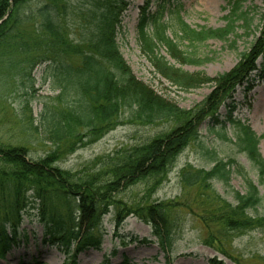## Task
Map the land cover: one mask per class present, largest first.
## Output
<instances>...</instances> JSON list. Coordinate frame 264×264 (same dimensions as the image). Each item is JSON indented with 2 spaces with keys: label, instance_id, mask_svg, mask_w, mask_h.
<instances>
[{
  "label": "trees",
  "instance_id": "1",
  "mask_svg": "<svg viewBox=\"0 0 264 264\" xmlns=\"http://www.w3.org/2000/svg\"><path fill=\"white\" fill-rule=\"evenodd\" d=\"M31 1L0 0V47L21 48L26 54L25 61L30 60L31 47L37 49L36 45H40L45 49L32 59L30 68L45 63L44 72L47 77L50 74L52 88L57 92L45 103L35 127L53 147L43 157L34 159L26 146L0 140V260L19 243L24 217L31 213L43 223L44 241L59 245L67 254L65 264H77V255L86 248L101 249L103 220L111 212L117 231L129 215H136L151 227L161 249L172 251L181 226L178 208L184 206L193 216H200L193 202L181 199L124 202L114 194L147 178L166 177L179 155L196 142L213 165L209 169L191 165L183 168L180 176L184 190L199 191L197 200L206 207L204 214L216 205L214 213L213 209L211 214L208 211V219L221 221L223 227L231 226L236 231L264 225L257 215L263 201L258 185L244 172L235 155L226 160L221 158L216 150L207 147L200 134L207 119H211L207 126L211 131L225 123L218 114L214 118V114L232 97L237 86L243 85L249 92L258 80L264 79V0L256 10L247 4L248 0H229L225 8L229 12L224 16L226 25L220 28L191 27L172 0H158L152 14L146 12L149 3L143 8L138 24L139 43L155 72L183 90L215 82L212 94L189 110L139 81L124 59L117 37L122 33L121 15L128 0H89L78 12L75 10L78 0H36L40 4L37 10L40 18L36 38L32 37L34 44L25 40L22 32L33 16L32 11L24 12ZM166 14L169 18L164 20ZM72 15L87 20L88 32L80 39L70 38L66 33V19ZM242 36L251 38L249 46L241 52L234 69L216 79L204 73L191 74L160 53L164 48L178 63L201 65L209 58L198 56L196 45L218 39L236 47ZM184 43L186 48L182 47ZM260 57L262 62L258 64ZM232 110L229 109L226 120L235 123ZM128 122L167 126L148 141L125 147L114 163L95 174L77 178L57 164L86 141L94 142ZM238 125L240 133L235 145L249 158L264 185V157L259 151L264 135L258 136L254 130ZM233 173L240 174L247 185L245 194L235 192L234 202L221 196L216 188L217 183L229 186ZM120 240L125 244V238L121 236ZM131 241L153 240L134 236ZM116 253L115 250L113 254ZM19 264L45 263L35 259ZM104 264H111L110 259L106 258ZM121 264L133 263L126 256Z\"/></svg>",
  "mask_w": 264,
  "mask_h": 264
},
{
  "label": "rangeland",
  "instance_id": "2",
  "mask_svg": "<svg viewBox=\"0 0 264 264\" xmlns=\"http://www.w3.org/2000/svg\"><path fill=\"white\" fill-rule=\"evenodd\" d=\"M128 1L121 15L122 33L118 35L117 42L133 74L139 81L167 100L183 109H193L212 94L216 88L215 82H206L183 90L157 74L141 49L137 27L142 7L148 0ZM88 2L89 0H78L75 10L78 12L81 7L85 8ZM154 2L156 0H150L149 12L155 10ZM228 2L229 0H175V4L180 7L181 16L193 28L224 27L226 25L224 16L229 12L225 9ZM247 4L255 10L263 5L262 0H248ZM39 6V2L33 0L24 8L25 13L32 11L33 16L22 30L23 37L33 44L36 41L32 37L36 38L35 28L40 18L37 15ZM66 21V33L70 35V38L80 39L88 32L87 20L83 19V16H68ZM250 41L251 38L242 36L237 41L236 47H230L228 43L218 39L196 45V54L209 58L201 65L178 63L167 54L164 48L160 50V53L176 67H181L191 74L204 73L206 77L216 79L234 69L241 52L247 49ZM186 46L187 43H184L182 47L186 48ZM36 47L37 49L30 48V60L27 61L24 59L26 54L22 53L21 48L0 47V140L12 145H24L30 150L31 158L39 159L53 145L45 140L40 130L38 133L35 127L40 122L45 103H49L51 96L57 92L52 88L50 74L47 77L44 72L45 63L38 64L32 70L30 68L32 59L45 51L40 45ZM261 61L260 57L258 62ZM242 86L236 87L232 97L222 103L214 114V118L218 114L221 119H226L228 110L234 109L232 110L233 120L252 128L257 135H263L264 79L258 80L249 92H246ZM210 120L207 119L200 127L202 139L207 147L216 150L221 158L226 160L234 155L237 157L244 172H247V175L258 185L263 195L257 215L264 220V185L260 183L259 175L252 168L249 158L240 153L235 145L237 135L240 133L239 125L226 120L224 124L217 125L215 130L211 131L207 128ZM166 126V123L155 125L121 123L102 138L94 142L86 141L76 151L59 159L57 164L71 174L77 175V178L86 174H95L108 164L114 163L122 149L148 141ZM223 127L225 131H222ZM222 132L225 133V137ZM259 151L264 157V138L259 143ZM208 158V154L196 142L179 155L173 169L168 175L165 174L166 177L161 176L163 177L161 180L147 178L135 185L120 189L114 194L116 199L124 202H140V200L160 202L178 199L193 202L200 216H193L184 206L178 208L177 217H181L179 222L181 226L172 251L167 252L161 249L151 234V227L136 215H129L124 225L117 231L114 212H111L103 220L101 249L86 248L77 255V264H104L106 258L110 259L111 264H121L126 256L133 264H264V225L236 231L232 230L231 226L223 227L221 221L208 219V211L213 209L214 213L217 210L216 205L207 209L204 214L203 210L206 207L199 204L197 200L199 191L184 190L180 176L181 170L185 167L189 168L190 165L195 168L209 169L213 164ZM154 182L155 185L152 186ZM216 188L221 196L234 202L235 192L245 194L247 185L240 174L233 173L229 186L217 183ZM20 232L19 243L13 245L6 257L0 260V264H19L21 261L29 263L35 259L45 264H65L68 259L67 254L59 245L53 246L44 241V226L35 213L24 217ZM121 236L125 238V244L121 242ZM134 236L140 239L150 238L153 241L148 243L131 241ZM115 250L117 253L113 254Z\"/></svg>",
  "mask_w": 264,
  "mask_h": 264
}]
</instances>
